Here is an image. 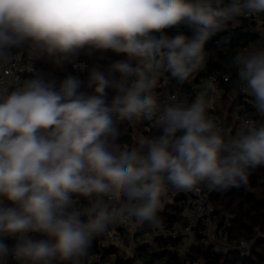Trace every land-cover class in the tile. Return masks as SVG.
I'll use <instances>...</instances> for the list:
<instances>
[{
  "label": "clouds",
  "instance_id": "1",
  "mask_svg": "<svg viewBox=\"0 0 264 264\" xmlns=\"http://www.w3.org/2000/svg\"><path fill=\"white\" fill-rule=\"evenodd\" d=\"M264 13V0H0V65L29 45L58 66L81 51L126 59L87 83L59 87L42 76L0 89V264H82L93 239L121 216L160 222L170 190L247 188L264 166V123L220 131L204 100L162 105L154 93L163 62L180 82L203 66L205 46L230 21ZM186 26L192 36L165 30ZM238 79L264 115V45L234 59ZM119 73V79L113 78ZM116 95L106 101V90ZM155 121L156 138L117 144L119 124ZM77 197L90 201L86 212ZM87 219H84V217ZM46 239H34L33 234ZM13 239V247L5 242Z\"/></svg>",
  "mask_w": 264,
  "mask_h": 264
},
{
  "label": "built area",
  "instance_id": "2",
  "mask_svg": "<svg viewBox=\"0 0 264 264\" xmlns=\"http://www.w3.org/2000/svg\"><path fill=\"white\" fill-rule=\"evenodd\" d=\"M243 17L247 21L243 32L250 34L251 39L243 45L241 54L250 47L264 45V13ZM30 53V46L25 44L22 49L10 53L12 59L8 64L0 65V89L14 90L25 81L26 75L35 71L43 56L36 57ZM170 83L169 71L161 62L154 88L160 103L190 105L196 100H204L208 116L226 135H235L245 120L264 123V115L258 113L254 106L255 98L238 79V70L204 74L186 89H172ZM131 124L134 127L139 125L146 132L159 128L154 120L141 119ZM131 136L130 146L125 144L129 147L139 141L135 133L131 132ZM262 168L264 166L255 169ZM212 192L205 187L198 193L170 190L163 211L159 213L160 218H166L156 225L140 224L133 217L117 218L105 233L93 239L89 256L82 264H118L121 260L122 264H172L170 257L173 255L177 256L180 264H201L200 258L193 257L194 250L201 245L221 256L232 253L241 259L250 257L256 244L264 241V233L256 231L249 239L233 237L229 227L232 216L225 213L221 221L216 207L210 202ZM76 200L78 202L79 197ZM79 201L81 206H77L86 212L90 201ZM151 255L156 256L148 260Z\"/></svg>",
  "mask_w": 264,
  "mask_h": 264
},
{
  "label": "trees",
  "instance_id": "3",
  "mask_svg": "<svg viewBox=\"0 0 264 264\" xmlns=\"http://www.w3.org/2000/svg\"><path fill=\"white\" fill-rule=\"evenodd\" d=\"M246 26L247 21L243 15L230 21L226 30L215 34L206 44V58L203 66L195 71L187 81H178L172 77L169 71L170 87L172 89H186L204 74L235 72L238 70L234 64V59L237 55L241 54L243 45L251 39L250 34L243 32V28ZM165 31L169 36L178 34L192 36V31L186 26H179L178 28ZM22 48L23 45L12 48L10 53ZM123 59H126L123 54H116L110 50L94 51L91 54L85 50L81 51L78 56L73 57L71 61H66L62 66H58L50 58L43 56L38 62L35 71L25 76V81L33 79L36 76H42L46 81L55 83L58 88L63 80L68 76H73L78 78L82 83L80 91L92 94L94 93V86L93 88H88L87 83L93 67H99L101 71L107 73L113 63ZM113 78L119 79V73H114ZM106 92V101L111 103V100L117 93L112 88L107 89ZM130 124L129 121L119 124V135L116 142L121 147L125 144L130 146L132 143ZM142 133L143 138L146 140L160 136L162 129L157 128L151 132H146L143 129ZM210 202L216 207L217 215L221 218V221L224 220L225 213H229L232 216L230 232L233 237L249 239L255 235L256 231L264 233V168L251 170L249 186L247 188H232L227 191L213 190L210 195ZM165 218H160V220L163 221ZM33 238L44 239L41 235H34ZM5 242L10 248L16 244V241L13 239H8ZM193 254V257L202 259V264H264V241L258 242L251 256L246 259H241L238 255L232 253L221 256L204 245L194 250ZM155 256L151 255L147 258L151 260ZM170 258L172 264H180L176 255ZM122 263V260L118 261V264ZM8 264H15L11 257H9Z\"/></svg>",
  "mask_w": 264,
  "mask_h": 264
},
{
  "label": "rangeland",
  "instance_id": "4",
  "mask_svg": "<svg viewBox=\"0 0 264 264\" xmlns=\"http://www.w3.org/2000/svg\"><path fill=\"white\" fill-rule=\"evenodd\" d=\"M204 98V97H203ZM202 98V99H203ZM131 123V122H130ZM130 127H131V131L133 132V133H135V135H136V137L139 139V140H143V136H142V132H143V128H138L139 127V125H137L136 127H134L133 126V124H130ZM81 199H83V197L81 198V197H79V200H81ZM78 200V202H77V204H78V206H81V203H80V201ZM165 213L163 212L162 213V215H164ZM37 235H41V234H38L37 233ZM42 236V235H41ZM44 239H46L47 237H44V236H42ZM201 260V259H200ZM201 264H202V260H201Z\"/></svg>",
  "mask_w": 264,
  "mask_h": 264
},
{
  "label": "crops",
  "instance_id": "5",
  "mask_svg": "<svg viewBox=\"0 0 264 264\" xmlns=\"http://www.w3.org/2000/svg\"><path fill=\"white\" fill-rule=\"evenodd\" d=\"M155 75H156V72H155ZM200 98V97H199Z\"/></svg>",
  "mask_w": 264,
  "mask_h": 264
},
{
  "label": "bare ground",
  "instance_id": "6",
  "mask_svg": "<svg viewBox=\"0 0 264 264\" xmlns=\"http://www.w3.org/2000/svg\"><path fill=\"white\" fill-rule=\"evenodd\" d=\"M230 227V226H229ZM202 260V259H201Z\"/></svg>",
  "mask_w": 264,
  "mask_h": 264
}]
</instances>
